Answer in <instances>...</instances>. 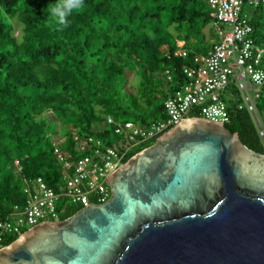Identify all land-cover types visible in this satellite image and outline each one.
I'll list each match as a JSON object with an SVG mask.
<instances>
[{"label":"trees","instance_id":"trees-1","mask_svg":"<svg viewBox=\"0 0 264 264\" xmlns=\"http://www.w3.org/2000/svg\"><path fill=\"white\" fill-rule=\"evenodd\" d=\"M207 1L84 0L82 10L61 25L50 13L58 0H0V219L23 202L27 178L61 182L55 141L78 154L76 135H99L92 123L112 131L103 115L141 125L165 118L163 101L185 82L183 67L218 40ZM248 20L264 45V6L248 10ZM177 40L184 41L186 57L176 55ZM131 74L134 86L128 84ZM229 103L226 128L264 154L250 112ZM256 106L264 127V90ZM80 208L72 206L60 220Z\"/></svg>","mask_w":264,"mask_h":264},{"label":"water","instance_id":"water-1","mask_svg":"<svg viewBox=\"0 0 264 264\" xmlns=\"http://www.w3.org/2000/svg\"><path fill=\"white\" fill-rule=\"evenodd\" d=\"M110 197L43 221L0 264H264V154L187 117L118 166Z\"/></svg>","mask_w":264,"mask_h":264},{"label":"built area","instance_id":"built-area-1","mask_svg":"<svg viewBox=\"0 0 264 264\" xmlns=\"http://www.w3.org/2000/svg\"><path fill=\"white\" fill-rule=\"evenodd\" d=\"M211 22L218 40L205 54H195L192 64L183 67L185 82L164 99L165 118L148 125L104 116L103 126L92 123L99 135L75 136L74 151L53 143L61 182L50 186L42 176L27 178L22 187L24 200L12 205L0 219V248L10 237L43 221L60 220L72 206L105 202L111 195L108 176L141 144L156 139L186 117H201L229 123L230 103L247 108L264 147V127L257 113V100L264 90V45L253 35L247 8L264 6V0H208ZM184 41H176V55L186 57ZM165 74L170 79L169 71ZM228 90L226 95L223 92ZM240 92L235 98L234 91ZM250 91L251 96L247 94ZM133 156V155H132ZM17 163V161H15Z\"/></svg>","mask_w":264,"mask_h":264},{"label":"clouds","instance_id":"clouds-1","mask_svg":"<svg viewBox=\"0 0 264 264\" xmlns=\"http://www.w3.org/2000/svg\"><path fill=\"white\" fill-rule=\"evenodd\" d=\"M84 7V0H58L51 6L50 13L52 18L59 24L67 23V17L73 12H79Z\"/></svg>","mask_w":264,"mask_h":264},{"label":"rangeland","instance_id":"rangeland-1","mask_svg":"<svg viewBox=\"0 0 264 264\" xmlns=\"http://www.w3.org/2000/svg\"><path fill=\"white\" fill-rule=\"evenodd\" d=\"M250 11L251 9H249V8H247V11ZM260 12V11H259ZM210 27L212 26V24H210L209 25ZM181 41H183V40H181ZM129 85H131V86H134L135 85V83H136V81H137V78L133 75V74H131L130 76H129ZM130 86V87H131ZM228 93V90H226V91H224L223 92V95H226ZM247 94L249 95V96H251V93H250V91H247ZM239 95L241 96V94H240V92H239ZM103 116H105V115H103ZM28 229V228H27Z\"/></svg>","mask_w":264,"mask_h":264},{"label":"flooded vegetation","instance_id":"flooded-vegetation-1","mask_svg":"<svg viewBox=\"0 0 264 264\" xmlns=\"http://www.w3.org/2000/svg\"><path fill=\"white\" fill-rule=\"evenodd\" d=\"M223 126L226 128L225 124H223Z\"/></svg>","mask_w":264,"mask_h":264},{"label":"crops","instance_id":"crops-1","mask_svg":"<svg viewBox=\"0 0 264 264\" xmlns=\"http://www.w3.org/2000/svg\"><path fill=\"white\" fill-rule=\"evenodd\" d=\"M187 118V117H186Z\"/></svg>","mask_w":264,"mask_h":264}]
</instances>
